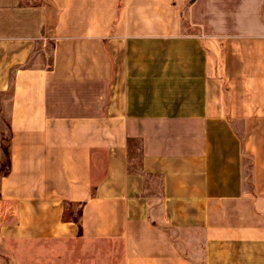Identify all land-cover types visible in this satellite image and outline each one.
<instances>
[{
    "label": "crops",
    "instance_id": "1",
    "mask_svg": "<svg viewBox=\"0 0 264 264\" xmlns=\"http://www.w3.org/2000/svg\"><path fill=\"white\" fill-rule=\"evenodd\" d=\"M3 132L0 264H264V0H0Z\"/></svg>",
    "mask_w": 264,
    "mask_h": 264
},
{
    "label": "trees",
    "instance_id": "2",
    "mask_svg": "<svg viewBox=\"0 0 264 264\" xmlns=\"http://www.w3.org/2000/svg\"><path fill=\"white\" fill-rule=\"evenodd\" d=\"M9 129V126H7ZM9 141H10V135L9 132L2 133V150L4 153V160L3 163L0 165V175H7L10 170V146H9Z\"/></svg>",
    "mask_w": 264,
    "mask_h": 264
}]
</instances>
